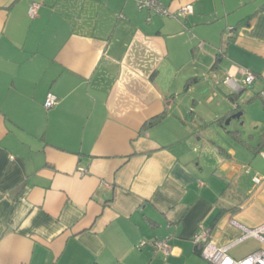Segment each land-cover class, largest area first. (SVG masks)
Masks as SVG:
<instances>
[{
	"label": "crops",
	"instance_id": "0c3cea01",
	"mask_svg": "<svg viewBox=\"0 0 264 264\" xmlns=\"http://www.w3.org/2000/svg\"><path fill=\"white\" fill-rule=\"evenodd\" d=\"M160 1L171 15L0 0V264H211L203 230L227 247L231 221L264 224V114L255 132L244 118L264 104V0ZM242 69L258 78L234 94ZM259 250L264 232L229 255Z\"/></svg>",
	"mask_w": 264,
	"mask_h": 264
},
{
	"label": "built area",
	"instance_id": "2783aa9c",
	"mask_svg": "<svg viewBox=\"0 0 264 264\" xmlns=\"http://www.w3.org/2000/svg\"><path fill=\"white\" fill-rule=\"evenodd\" d=\"M135 2L136 7L139 11H148L158 16H168L171 15V11L161 3L160 0H132ZM39 5L32 4L29 8L28 14L30 17L34 18L37 14ZM178 13L182 16H189L194 13L192 5H187L179 9ZM242 74V80L237 79L236 77L229 76L225 80V84L229 90L234 94H240L245 91V89L251 88L255 85L258 76L248 70L242 69L240 71ZM261 99L264 101V90L260 93ZM59 104L58 97L49 93L45 102V107L47 109H53ZM238 107V106H236ZM264 158V155H262ZM233 225H236L242 232L243 235L240 239L236 240L234 243L230 244L227 247H218L214 242L209 241L208 233L202 231L198 236L195 237L194 241L196 244H204L202 256L211 264H264V251H256L242 260H235L229 255V250L243 241L250 239L252 237H259L264 232V224L259 226L256 229H251L245 227L234 220L231 221ZM144 242L140 246H144ZM157 252L162 253L163 255L168 256L172 251L169 245L165 241L157 240L152 243Z\"/></svg>",
	"mask_w": 264,
	"mask_h": 264
},
{
	"label": "rangeland",
	"instance_id": "374dc122",
	"mask_svg": "<svg viewBox=\"0 0 264 264\" xmlns=\"http://www.w3.org/2000/svg\"><path fill=\"white\" fill-rule=\"evenodd\" d=\"M227 38H228V34L224 37V41H226L227 40ZM220 88L222 89V91H224L225 93H226V87L225 86H222V84L220 85ZM203 96H205V95H201V94H199L198 92H196L195 93V95H192V96H190V95H188V96H185V95H181L179 98H180V100L182 99V98H184L185 99V102L187 101V104L188 103H191V99L192 98H196V99H202V98H204ZM188 97V98H187ZM190 101V102H189ZM184 102V103H185ZM258 105V107L259 108H257V110H255V107ZM264 105V104H263ZM262 105V103L259 101L258 102V104H256L253 108H251L250 109V111L244 116V118H245V121H246V126H247V130L249 131V132H255V130H254V127H252L253 125H254V123H252L253 121H259L260 120V118L259 117H261V116H263L262 114H264V110H263V108L262 107H264ZM210 107H209V105L208 104H205V103H201L200 105H198V112H200L201 114L203 113V114H207L208 112H209V109ZM263 124V123H262ZM261 125H259V127H260ZM263 128V127H262ZM259 237H261V235L259 236ZM240 239V238H239Z\"/></svg>",
	"mask_w": 264,
	"mask_h": 264
},
{
	"label": "trees",
	"instance_id": "16d2710c",
	"mask_svg": "<svg viewBox=\"0 0 264 264\" xmlns=\"http://www.w3.org/2000/svg\"><path fill=\"white\" fill-rule=\"evenodd\" d=\"M260 97V94H259ZM229 98H232V96H230ZM261 98V97H260ZM262 100V99H261ZM263 101V100H262ZM264 102V101H263ZM163 118V116L157 117L156 119H154L152 122L147 123L144 127V130H146L147 128H150L153 124H155L156 122H158L159 120H161ZM177 147V146H175ZM205 245L204 244H196V252L198 255L202 256L203 253V249H204Z\"/></svg>",
	"mask_w": 264,
	"mask_h": 264
},
{
	"label": "water",
	"instance_id": "95a60500",
	"mask_svg": "<svg viewBox=\"0 0 264 264\" xmlns=\"http://www.w3.org/2000/svg\"><path fill=\"white\" fill-rule=\"evenodd\" d=\"M242 116H243V113L235 114V115H233L231 118H229V119L226 121L225 124L228 126V125L231 123V120H232V119H238V120H240Z\"/></svg>",
	"mask_w": 264,
	"mask_h": 264
}]
</instances>
